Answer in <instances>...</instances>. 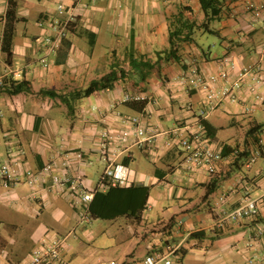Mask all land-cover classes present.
I'll return each instance as SVG.
<instances>
[{
  "label": "crops",
  "instance_id": "obj_1",
  "mask_svg": "<svg viewBox=\"0 0 264 264\" xmlns=\"http://www.w3.org/2000/svg\"><path fill=\"white\" fill-rule=\"evenodd\" d=\"M12 1L18 20L7 60L1 45L9 0H0V83L25 80L28 89L12 94L0 88V164L10 161L18 171V179L0 185V264H22L45 235L63 238L62 258L72 264L107 258L139 264L145 254L168 244L178 245L183 264H264V231L257 230L264 222V110L249 90L253 75L234 91L237 101L223 98L203 117L213 130L208 144L223 153L214 172L184 168L178 136L171 133L177 127L182 135L195 129V114L206 107L204 93L185 81L192 67L217 73L219 62L229 57L233 67H226V83L244 68L261 63L264 69V28L250 9L260 0H224L220 16L195 34L196 42L177 46V60L163 56L168 17L186 8L189 19L203 23L197 0ZM58 3L73 7L77 16L44 67L38 21ZM92 81L98 83L84 94ZM256 91L264 100V85ZM126 94L144 99L123 101ZM250 106L255 109L247 110ZM132 116L141 119L148 141L136 146L130 140L115 162L129 166L131 183L148 188L144 206L135 215L100 218L123 219L121 239H84L90 246L82 240L84 248L74 251L68 238L77 230L91 236L95 217L84 218L71 188L52 190L50 175L29 185L24 171L37 173L52 162L56 173L72 172L86 189L96 187L105 166L98 156L100 134L117 132ZM228 126L237 129L233 144L219 135ZM258 146L255 162L245 165V156ZM6 147L22 149L25 161L7 156ZM72 151H81L83 159L65 161ZM151 188H156L153 195ZM246 198L256 200L257 216L226 220ZM154 207L159 212L144 214ZM194 232L201 234L191 236Z\"/></svg>",
  "mask_w": 264,
  "mask_h": 264
},
{
  "label": "built area",
  "instance_id": "obj_2",
  "mask_svg": "<svg viewBox=\"0 0 264 264\" xmlns=\"http://www.w3.org/2000/svg\"><path fill=\"white\" fill-rule=\"evenodd\" d=\"M253 16L259 20L264 28V0L250 5ZM77 14L73 12V7H67L62 3L56 5L52 14L46 15L38 21V25L44 31L41 37V45L44 47L46 54L41 56L39 61L45 67L47 66V55L55 52L61 44L62 39L67 34L69 26L75 21ZM264 57V44L262 50ZM219 70L217 73H203L196 67H192L185 76V81L204 93L205 108L196 112L195 129L187 134H180L179 127L172 129L171 133L176 134V143L181 150V163L186 169H204L206 172H214L217 163L222 159L221 151L210 147L208 137L206 136L205 127L202 123L203 117L207 114V110L215 107L216 103L223 98L230 101H237L238 95L234 92L241 88L242 80L247 74H252L253 83L249 86V90L254 93V99L258 108L264 110L263 96L256 91L258 85H264V75L262 64H256L253 69L244 68L238 75L236 80L226 83L228 80V68L233 67V62L229 57H224L219 62ZM253 70V71H252ZM14 74H17L15 72ZM1 84V83H0ZM144 97L139 95H124L123 101L143 100ZM187 109L191 110L190 104ZM247 110H254V106L246 107ZM141 119L136 116L125 119L124 126L117 132L105 130L100 134V147L98 156L105 163L100 179L96 187L86 189L79 175L70 173L59 174L54 171L52 162L46 163L41 171L32 172L26 168L24 175L25 181L29 185H33L38 179H42L45 175H50L52 179V190L61 188H71L76 204H79L84 210V218L88 214V206L93 199L94 193L98 190L106 191L110 187H127L131 184V170L127 164L115 162V157L122 150L121 147L127 144H135L143 146L148 138L144 136V127ZM133 138V139H132ZM262 139L258 140V144L262 145ZM7 156L17 155L18 161L24 162L26 155L22 149H13L6 147ZM260 154V147H255L246 157L245 165L249 166L255 162ZM74 156L78 160L83 159L81 151H72L65 154V161ZM17 163V162H16ZM65 162H63L64 164ZM18 179V171L16 167L11 165L10 161H3L0 164V185L8 186L11 182ZM222 199V197H221ZM258 214V205L255 199L246 198L242 204L230 210L225 216L226 220H238L244 217L254 218ZM86 216V217H85ZM258 232L264 231V222L257 227ZM63 238L57 236H44L40 240V244L35 246L28 259L22 264H72L62 258ZM250 262V261H249ZM81 264H122L120 261L112 258L100 259L95 262ZM139 264H183L181 252L178 245L168 244L162 249L152 253L145 254Z\"/></svg>",
  "mask_w": 264,
  "mask_h": 264
},
{
  "label": "trees",
  "instance_id": "obj_3",
  "mask_svg": "<svg viewBox=\"0 0 264 264\" xmlns=\"http://www.w3.org/2000/svg\"><path fill=\"white\" fill-rule=\"evenodd\" d=\"M199 9L204 18L203 23L198 24L194 19H189L184 13L188 9L182 8L168 17L167 24V47L163 50L165 59L179 58L177 46L182 42H196L195 34L200 29L208 28V21L220 16L224 0H197ZM18 20L16 16V3L9 0L5 13V24L2 35L1 49L6 53L7 60L11 57L12 38L14 35V25ZM97 81H92L88 87L83 90L84 94H89ZM6 87L9 93L15 94L21 91H27L28 81L25 80H3L0 88ZM207 137L213 136V130L205 120L202 121ZM255 128L249 129L253 134ZM242 153V151L240 152ZM238 153V156L241 154ZM223 154V153H221ZM249 155V154H248ZM245 156L246 157L248 156ZM242 156H244L242 154ZM208 173V172H207ZM148 188L142 185L131 183L127 187H110L106 191H96L93 199L88 206V213L93 217L112 218L117 215L129 214L135 215L139 212L147 198ZM200 232H194L191 236H199Z\"/></svg>",
  "mask_w": 264,
  "mask_h": 264
},
{
  "label": "rangeland",
  "instance_id": "obj_4",
  "mask_svg": "<svg viewBox=\"0 0 264 264\" xmlns=\"http://www.w3.org/2000/svg\"><path fill=\"white\" fill-rule=\"evenodd\" d=\"M38 33L41 35L42 34V30L38 28ZM210 40H212V37H208ZM203 40L207 41V37L206 38H202ZM201 41V40H200ZM202 42V41H201ZM236 128L232 127V126H228L227 128H225L223 131L221 130L219 132V135L224 137V138H228V140L230 139V141L232 142V144L234 143V136L236 135ZM104 168V167H103ZM155 189L156 188H151L150 189V194L153 195L155 194ZM159 212L157 208H153L152 211H144L145 215H150V214H155ZM154 215H151L152 219H153ZM123 220V219H121ZM121 220H119L120 222L115 223V222H108V221H103L102 219L95 217L93 218V221H95L96 223H98V225L94 226L93 228H90V233L88 237H85L84 235L80 234L79 230H77L74 234H72L69 238V244H72V248L74 251H77L79 249V247H82V249L84 248V244L82 242V240L84 239H121V237L124 235L123 230L120 229L119 225L121 223ZM124 221V220H123ZM84 242L88 243V247L90 246V242L84 240ZM92 244H98L97 242L92 243ZM86 247V246H85ZM136 260V259H135Z\"/></svg>",
  "mask_w": 264,
  "mask_h": 264
}]
</instances>
